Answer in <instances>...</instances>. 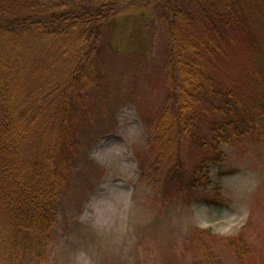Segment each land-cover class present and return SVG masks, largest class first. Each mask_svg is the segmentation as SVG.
I'll return each instance as SVG.
<instances>
[{"label":"rangeland","instance_id":"1","mask_svg":"<svg viewBox=\"0 0 264 264\" xmlns=\"http://www.w3.org/2000/svg\"><path fill=\"white\" fill-rule=\"evenodd\" d=\"M126 2L96 50L79 61L78 34L71 30L43 37L29 29L17 43L0 41L19 108L38 114L30 156L62 159L49 264H192L201 236L223 264H240L227 244L238 235L264 264V121L222 145V163H206L207 188L190 190L210 123L220 120L214 96L205 99L195 133L179 138L159 129L171 104L167 22L158 0ZM227 42L230 52L215 55L223 86L231 75L256 69L253 46ZM257 63L262 69L264 56ZM76 64L87 72L74 78ZM216 187L222 202L214 204Z\"/></svg>","mask_w":264,"mask_h":264},{"label":"trees","instance_id":"2","mask_svg":"<svg viewBox=\"0 0 264 264\" xmlns=\"http://www.w3.org/2000/svg\"><path fill=\"white\" fill-rule=\"evenodd\" d=\"M158 3L169 32L165 65L171 102L159 129L179 138L195 133L204 118L205 99L211 94L220 118L210 123V140L205 137L201 145L206 155L189 184L190 190L206 189L211 182L206 163H222L221 146L239 138L246 125L258 128L264 121V66L261 69L257 63L264 56V0ZM123 8H127L126 0H0V41L17 43L29 29L43 37L71 30L78 34L79 61L87 50H96L97 38L110 18L125 12ZM241 36L245 40H234ZM227 40L241 43L244 50L253 46L250 61L256 69H245L238 77L231 75L234 78L223 86L217 77L220 63L215 55L230 52ZM5 67L0 59V264H49L50 233L64 178L62 159L53 163L51 154L44 159L30 156L38 114L27 106L19 108L17 89L13 80L8 82ZM75 67L74 78L87 72ZM214 192L211 202H222L219 188ZM227 244L240 264H257L242 235L230 238ZM191 255L192 264H223L202 236Z\"/></svg>","mask_w":264,"mask_h":264}]
</instances>
